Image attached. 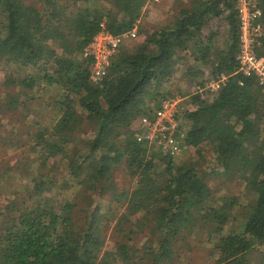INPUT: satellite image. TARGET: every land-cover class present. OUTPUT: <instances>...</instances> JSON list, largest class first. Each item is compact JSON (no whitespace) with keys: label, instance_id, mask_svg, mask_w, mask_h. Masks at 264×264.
<instances>
[{"label":"trees","instance_id":"1","mask_svg":"<svg viewBox=\"0 0 264 264\" xmlns=\"http://www.w3.org/2000/svg\"><path fill=\"white\" fill-rule=\"evenodd\" d=\"M148 1L0 0V71L6 73L0 115H16L35 89L60 90L52 127L29 136L38 162L24 158L25 199L0 212V264H171L176 243L196 225L199 236L214 242L216 264H251L257 247L264 264V93L257 78L237 73V0H192L176 6L164 25L150 31L137 25L136 42L112 58L99 84L91 80L92 61L79 57L103 23L113 35L132 30ZM255 51L264 57V39ZM177 73L199 87L229 77L220 90L189 97L177 115L187 151L197 156L181 165L135 138L141 118L177 96L180 88L169 85ZM8 134L15 137L10 144L21 142ZM6 143L0 135V145ZM208 152L214 162L205 168ZM120 166L133 185L115 196L128 202L119 218L127 230L103 253L100 208L91 201L85 214L77 206L88 191L114 192ZM203 170L239 175L249 198L213 196ZM239 209L244 221L234 227ZM139 222L152 229L144 258L124 234Z\"/></svg>","mask_w":264,"mask_h":264},{"label":"rangeland","instance_id":"2","mask_svg":"<svg viewBox=\"0 0 264 264\" xmlns=\"http://www.w3.org/2000/svg\"><path fill=\"white\" fill-rule=\"evenodd\" d=\"M191 1L192 0H149L147 7L142 12L141 19L136 25H139V28L143 30H153L169 21L170 17L175 13L174 10L176 6L179 8L182 7V5L189 4ZM98 3L99 2L97 1H92L90 3V7L95 9L97 8ZM100 4L101 5L99 9H105L103 3ZM135 42L136 41L128 42L123 47L130 48ZM79 57L84 58L83 52ZM5 74V71H0V97L4 96V92L6 90L1 82V78ZM181 77L182 74L177 73L169 84L173 88H180L176 91V95L182 97L183 102L181 103V108L187 107V100L196 93L207 96L210 92L207 90L200 91L199 85L196 86L195 82L190 84L185 80H182ZM208 78L209 77H205V79ZM59 91L60 90L58 87L55 86L45 89H35L32 99H22V104L24 106H21L19 110L20 112H18L16 115H0V135L7 141L5 144L7 146L0 145V212L11 200H17L19 203H21L22 198L24 197L25 199L24 186L28 179L24 177V174L22 173L23 166L25 165L24 158H33L34 161L32 160L31 164L35 165V167H37L38 162L36 161L37 155L28 150V146H31V140L29 139V136L36 131L52 127L55 121L57 110V107L55 106V97ZM86 130H89L88 126L86 127L85 132H87ZM9 132L12 133L13 137L14 135H20L21 142L18 144L13 142V145L10 144L9 141L11 139H15V137L10 139L8 134ZM85 132L81 135L82 139L85 137ZM191 154L193 153H188L187 151L186 153L180 155L176 159L177 165H181L188 158L194 157L197 159V156H193ZM206 156L205 168L212 165L214 162L211 153L208 152ZM203 172L207 174V181L212 189L213 196L223 197L226 195H232V197L244 196L246 199L249 198L248 193L245 196V184L239 175H235L233 177L231 175L222 178L216 173H211L210 170H203ZM113 178L116 187L114 192L108 191L106 194H102L101 192L88 191L86 193L88 198L83 200V202H79V205L77 206L78 209L83 208L85 214L92 212L87 206L91 201L94 205L100 208L98 214H100L101 218L98 220V225L101 229V235H103L102 239H104L103 253H105L107 250H111L114 247L116 241L122 240L121 237L123 234L121 233V230H127L122 224H120L119 218L122 217L121 215L124 212H127L126 208L128 206V202L125 198L119 201L115 196L122 194L124 190L133 188L131 182L132 180L123 166L117 167L115 169ZM77 191L78 190H73L71 195L73 196V194ZM66 197L69 198L68 195H66ZM85 214H83V216H85ZM235 215V220L231 223L232 226L237 227L243 223L244 214L239 209L235 211ZM230 225L227 226V230H229ZM143 226V222H139L137 224L135 223L131 229L134 231V233L130 234V230L128 232L125 231L124 234L127 235L126 240L129 241L130 245L135 246L140 251L138 257L142 255L144 258L145 256L143 251H145V248H149V242L153 238H151L152 235L150 230L152 229L150 226ZM138 232L142 233L137 234ZM183 235L186 240L184 242H180V244L176 243V255L171 258L174 259L171 264H216L218 254L213 250L214 242L211 243L210 240L207 241V236H199L198 225L193 228V231H191L189 236L188 232ZM257 249L258 247L252 252L250 256L251 264H258L260 262L262 255L260 252L261 249L259 251ZM146 253L149 255L148 252Z\"/></svg>","mask_w":264,"mask_h":264},{"label":"built area","instance_id":"3","mask_svg":"<svg viewBox=\"0 0 264 264\" xmlns=\"http://www.w3.org/2000/svg\"><path fill=\"white\" fill-rule=\"evenodd\" d=\"M236 11L240 29V53L237 57L239 69L237 73L245 77L254 76L264 93V57H259L255 49L264 39V11L261 0H237ZM102 31L84 48L83 56L92 61L91 80L94 84L103 81L108 67L120 49L128 42L138 37V26L124 33L113 35L106 30L104 23ZM229 77L221 74L215 79L205 82L200 91L216 92L226 85ZM243 85V82H239ZM182 97L175 96L165 99L161 107L151 116L141 118L140 130L136 133L137 141L145 143L154 151H162L173 158L187 152L185 133L180 130L177 115L181 110Z\"/></svg>","mask_w":264,"mask_h":264}]
</instances>
